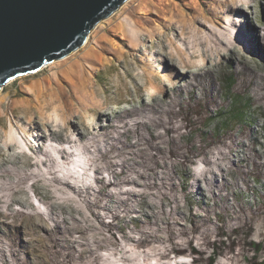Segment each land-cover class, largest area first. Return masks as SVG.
<instances>
[{
  "label": "rangeland",
  "instance_id": "374dc122",
  "mask_svg": "<svg viewBox=\"0 0 264 264\" xmlns=\"http://www.w3.org/2000/svg\"><path fill=\"white\" fill-rule=\"evenodd\" d=\"M220 228L264 264V0H126L1 87L0 264H194Z\"/></svg>",
  "mask_w": 264,
  "mask_h": 264
},
{
  "label": "water",
  "instance_id": "95a60500",
  "mask_svg": "<svg viewBox=\"0 0 264 264\" xmlns=\"http://www.w3.org/2000/svg\"><path fill=\"white\" fill-rule=\"evenodd\" d=\"M126 0H0V89L84 44Z\"/></svg>",
  "mask_w": 264,
  "mask_h": 264
},
{
  "label": "trees",
  "instance_id": "16d2710c",
  "mask_svg": "<svg viewBox=\"0 0 264 264\" xmlns=\"http://www.w3.org/2000/svg\"><path fill=\"white\" fill-rule=\"evenodd\" d=\"M229 78L230 80H227L226 78V82L228 83V85H231L232 84V80H231V75L229 74ZM230 88V86H228ZM236 103H239V105H237V110H235V108H232L231 107V110H234L235 112H232L230 114V117L228 118L227 121L230 120V118H232L234 121H240V120H243L244 118H246L248 115H246V108H247V104H243L244 102L239 98L237 100H235V103L233 105H235ZM243 105V108H241ZM233 229V228H232ZM223 231V229H222ZM221 228L220 230H218V235H220V240H219V237H218V240L215 244H212L211 247H208L207 248V252H204L200 249H197V248H193L192 250V254L191 255H195L194 253H199L198 256H196L195 258V261H194V264H219L220 263V257L221 256H224L228 250V248H231L233 246L234 243H238V249L242 255V258L240 259L239 261V264H262L259 260H257V257L256 256H251L249 254L246 253V246L243 245V244H240L238 241H235V239L233 238H230L228 237V243L227 242H224V240H222L223 238H221ZM117 241L119 242V244H122L124 243V241H122L121 238H117ZM235 241V242H234ZM223 242V243H222ZM224 244L225 245V248H220V253H219V250H218V247H219V244ZM250 244L251 245H254V241L251 240L250 241ZM132 246L134 245H126L127 248L123 249V251H121L123 253V255H126L124 259L127 260V262L129 264H144L142 262V260L140 259V257L137 255V253L132 249ZM149 247L148 249V252L149 251H152V247H155L156 249L159 248V246H156L154 244H149L147 245ZM193 247V246H191ZM160 249V248H159ZM158 249V250H159ZM220 254L217 255V254Z\"/></svg>",
  "mask_w": 264,
  "mask_h": 264
},
{
  "label": "bare ground",
  "instance_id": "6f19581e",
  "mask_svg": "<svg viewBox=\"0 0 264 264\" xmlns=\"http://www.w3.org/2000/svg\"><path fill=\"white\" fill-rule=\"evenodd\" d=\"M249 23L247 22V23H244V25H243V27H242V31H243V33L245 34L246 33V38H247V40L249 41V43L253 46V47H255L256 48V46H257V38H254L255 36H254V33H252L251 31H253L252 30V27H250L249 25H248ZM253 44H255V45H253ZM3 97V96H2ZM50 260V259H49Z\"/></svg>",
  "mask_w": 264,
  "mask_h": 264
}]
</instances>
